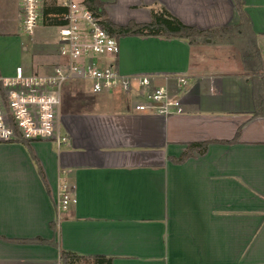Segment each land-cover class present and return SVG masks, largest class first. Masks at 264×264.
I'll list each match as a JSON object with an SVG mask.
<instances>
[{
  "label": "crops",
  "instance_id": "0c3cea01",
  "mask_svg": "<svg viewBox=\"0 0 264 264\" xmlns=\"http://www.w3.org/2000/svg\"><path fill=\"white\" fill-rule=\"evenodd\" d=\"M100 1L119 26L149 23L153 8L200 31L240 21L234 0ZM241 2L264 63V0ZM51 6L56 0H46ZM214 38L197 46L119 38L120 73L151 76L152 87L181 101L182 114L138 112L135 99L93 95L73 81L61 90L65 144H0V264H61V250L88 260L77 264H264V117L254 114L241 50ZM56 40L37 37L33 46L49 49L34 52L36 67L18 62L5 75L19 64L50 70ZM198 143L204 153L189 150ZM63 182L77 202L58 218Z\"/></svg>",
  "mask_w": 264,
  "mask_h": 264
},
{
  "label": "built area",
  "instance_id": "2783aa9c",
  "mask_svg": "<svg viewBox=\"0 0 264 264\" xmlns=\"http://www.w3.org/2000/svg\"><path fill=\"white\" fill-rule=\"evenodd\" d=\"M56 7L64 11L47 13L46 0L19 2L22 32L31 45L36 43L41 26L56 29L59 61L43 73L28 70L23 64L17 65L12 75L0 71V144H65L68 139L59 118L61 90L73 81L84 82L93 95L117 92L135 99L138 112L184 113L181 101L167 88L152 87L151 76L120 73L116 65L119 39L109 34L84 0H56ZM179 81L183 86L188 84L184 78ZM76 202L73 188L61 183L57 217Z\"/></svg>",
  "mask_w": 264,
  "mask_h": 264
},
{
  "label": "trees",
  "instance_id": "16d2710c",
  "mask_svg": "<svg viewBox=\"0 0 264 264\" xmlns=\"http://www.w3.org/2000/svg\"><path fill=\"white\" fill-rule=\"evenodd\" d=\"M237 10L239 11L240 21L234 26L213 31H200L195 27L187 26L180 20L170 14L164 8H153L151 10V21L149 23L129 22L126 25L119 26L113 24L106 17L104 11V4L100 0H84L86 6L98 17L102 19L103 27L116 38L137 36V37H163L166 39H182L186 40L190 45L197 46L204 44L207 39L219 36L221 43L227 42L236 44L241 50L245 69L253 78V90L255 99V112L257 116L264 117V63L256 42L248 32V22L242 13L241 0H234ZM61 13L63 8L56 6L48 7L46 12ZM45 23H47L45 21ZM216 40V37L214 38ZM24 144H28L25 142ZM206 146L203 143L189 145V150L198 149L200 153H204ZM189 152H185L181 158L177 160L178 163L184 161L189 157ZM39 175L42 180L44 176L39 169ZM61 264H77L81 261H88L86 258L77 254L61 250L60 252ZM111 259L97 257L93 258L95 264H110Z\"/></svg>",
  "mask_w": 264,
  "mask_h": 264
},
{
  "label": "rangeland",
  "instance_id": "374dc122",
  "mask_svg": "<svg viewBox=\"0 0 264 264\" xmlns=\"http://www.w3.org/2000/svg\"><path fill=\"white\" fill-rule=\"evenodd\" d=\"M19 2L20 0L17 3L16 0H0V69L4 74L9 73L7 71L18 62L29 63L31 65V59L35 56L34 52L41 50L46 52L49 49V46L43 44L42 46L40 45L42 48L34 47V44L31 45L27 41L21 28ZM56 36V29L41 26L37 30L36 40L38 37V39H45V41H54ZM23 46L27 47V52L23 51ZM36 59L33 61L34 64ZM35 67L34 70H36Z\"/></svg>",
  "mask_w": 264,
  "mask_h": 264
}]
</instances>
